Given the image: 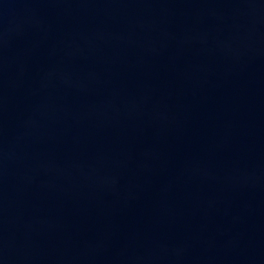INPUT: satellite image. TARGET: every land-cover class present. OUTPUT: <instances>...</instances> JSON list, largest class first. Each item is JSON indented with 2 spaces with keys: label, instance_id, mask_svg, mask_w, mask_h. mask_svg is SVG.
<instances>
[{
  "label": "water",
  "instance_id": "95a60500",
  "mask_svg": "<svg viewBox=\"0 0 264 264\" xmlns=\"http://www.w3.org/2000/svg\"><path fill=\"white\" fill-rule=\"evenodd\" d=\"M0 264H264V0H0Z\"/></svg>",
  "mask_w": 264,
  "mask_h": 264
}]
</instances>
